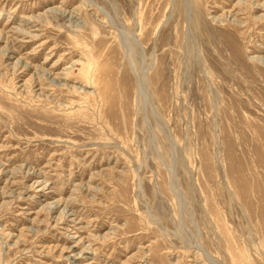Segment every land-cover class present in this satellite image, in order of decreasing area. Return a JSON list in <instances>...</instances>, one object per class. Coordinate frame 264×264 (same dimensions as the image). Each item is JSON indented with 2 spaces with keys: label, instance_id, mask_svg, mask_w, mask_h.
<instances>
[{
  "label": "rangeland",
  "instance_id": "374dc122",
  "mask_svg": "<svg viewBox=\"0 0 264 264\" xmlns=\"http://www.w3.org/2000/svg\"><path fill=\"white\" fill-rule=\"evenodd\" d=\"M237 132L264 0H0V264H264Z\"/></svg>",
  "mask_w": 264,
  "mask_h": 264
},
{
  "label": "bare ground",
  "instance_id": "6f19581e",
  "mask_svg": "<svg viewBox=\"0 0 264 264\" xmlns=\"http://www.w3.org/2000/svg\"><path fill=\"white\" fill-rule=\"evenodd\" d=\"M192 10H194V9H192ZM196 12H197V14H196V16H194V19H193L194 20V27L193 28H194V31L196 33H198L199 37L202 38V36L204 35V34L202 35V33H204V32H202L201 30H203V28H204V31H206L207 29H209V26H208V23L205 21L204 17L201 15V12H198V11H196ZM176 15L178 17H183L182 15H179V12L176 13ZM208 33L206 31L205 36H207ZM205 36H203V37H205ZM207 38L209 39L210 36L206 37V39ZM202 40H205V39L203 38ZM213 40L212 41L208 40V42L209 41L210 42L207 45H203V46H205L204 49L207 47H209L211 50L214 49V45H216L218 41H213ZM227 45L230 46L231 44L228 43ZM227 45H224V46L227 47ZM5 54H7V52ZM207 58L210 59V56H208ZM52 82L54 83V81H52ZM258 128L260 129V127H258ZM237 134L239 135V141L231 139L228 135L224 136V138H226L227 143L229 144V146L231 148V151L238 152L241 155V157H239L238 155H237L238 158L235 157V161H236L235 162V164H236L235 168L237 169L238 172L241 171V169H243V170L247 169V170L253 171V174L250 175L249 177L246 175H241V173H239V178L242 179L241 180L242 182H245V183L247 182L248 184L253 183L254 185H256V184L261 185L262 184L261 186L263 187L264 186V164H263L264 152L262 151V148L264 147V145L262 146L261 142L258 139H252L246 134L243 135L242 138L238 132H237ZM261 138L264 140V135H262ZM250 156L254 157V160H255L254 162L249 159ZM254 168L261 169V171L258 170L259 172L257 173L256 171H254ZM255 189L256 190L250 189L249 191L246 192L245 195L254 196V197L264 195V189H261V188L260 189L255 188Z\"/></svg>",
  "mask_w": 264,
  "mask_h": 264
}]
</instances>
